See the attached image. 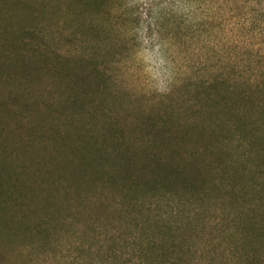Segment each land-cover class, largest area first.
<instances>
[{
    "label": "rangeland",
    "instance_id": "1",
    "mask_svg": "<svg viewBox=\"0 0 264 264\" xmlns=\"http://www.w3.org/2000/svg\"><path fill=\"white\" fill-rule=\"evenodd\" d=\"M99 1L88 7L83 0L48 1L42 16L41 9L23 23L27 37L22 46L33 57L34 70L24 79L15 73V81L8 83L2 77L10 69L0 73V128L11 131L5 147L0 146V165L11 163L14 179L16 173L23 175L20 187L29 201L19 210L13 202L5 209V216L26 213V219L21 225L11 222L7 235L0 232V264H101L107 253L118 262L141 264L144 258L132 240L141 241L143 219L149 215L147 227L153 222L154 214L146 209L171 210L176 202L148 197L133 204L125 201L121 187L49 183L40 174L44 164L57 168L54 177L66 172L61 165L76 158L71 151L77 142L62 146L78 141L80 132L103 145L92 151L85 144V156L91 151L100 154L97 159L106 151L117 156L114 146L120 149V139L141 152L146 137L140 127L149 116L167 124L166 136L174 141L183 135L192 150L203 142L212 144L198 149L199 168L208 169L211 178L226 169L248 189L236 207L222 203L194 220L186 252L171 251L165 264H264V190L255 193L264 185L259 165L264 163V0ZM14 10L3 5L0 17ZM7 49L0 38L2 58L14 54ZM76 76H83L84 83L76 82ZM71 92H87L81 94L87 104L65 108ZM14 95L22 101L13 103ZM239 124L256 130L228 133L243 127ZM59 130L63 135L57 137ZM112 130L114 136L109 132L107 140L105 132ZM56 137L59 141H52ZM251 176L260 184L257 191L247 187ZM244 203L255 211L237 208L248 205ZM221 206L227 213H242L232 223ZM254 215L247 242L240 228ZM41 222L44 231L38 233L35 225Z\"/></svg>",
    "mask_w": 264,
    "mask_h": 264
},
{
    "label": "trees",
    "instance_id": "2",
    "mask_svg": "<svg viewBox=\"0 0 264 264\" xmlns=\"http://www.w3.org/2000/svg\"><path fill=\"white\" fill-rule=\"evenodd\" d=\"M48 1L50 0H0V7H3V5H12L15 7L14 11H5L0 17V31L2 33L0 38L4 43L6 41L8 46L7 51L12 52L11 50L13 49L12 53H14H9L7 59H5V55L2 58L0 54V73L3 72L5 74L10 69V73L2 77L4 83L12 80L15 81V77L13 76L15 73H17V77L24 79L34 70L32 64L33 57H29L27 55L28 49L22 46L23 44L26 45L23 39L26 40L27 37L23 23L24 21L30 22L31 17L35 19L39 15L38 11L41 9L43 10L41 13L42 16L44 7ZM99 2V0H83V5L88 7L91 4L98 5ZM75 78L76 82L84 83L83 76H76ZM81 94H87V92H71L68 94L63 101V104H65L64 107L67 109H76L77 107L86 105L87 99L82 98ZM14 98L15 95L12 102L15 100L22 101L19 97ZM61 113H63V110ZM9 115L14 116L13 112ZM166 125L165 123L159 124L154 117L149 116L140 127V130L146 137L145 144L139 146L142 148L141 152L138 151L135 145L125 144L124 140L120 139L122 141L119 144L121 146L120 149L114 146L117 156L106 151L104 152V156H101L99 159L95 157L100 154L92 151L101 150L103 145L98 143L96 139L90 142L89 138H94L93 135L89 136V134L83 132L77 133L76 135L80 137L78 141L74 139L71 143L68 142L62 146L69 147V144L74 145L77 142L75 149L71 151L76 158L70 159L68 155L70 159L69 164L61 165L66 172L61 170L59 176L54 177L53 174L57 172V168H46L44 164L43 171L40 174L42 181H48L49 183H57L58 180H64L65 182L77 185L74 182L92 181L94 182L93 184L101 182L121 187L126 190L124 192L125 201H131L133 204L135 201L143 202L148 197L164 199L168 205L177 203L175 208L165 211H161L159 206L145 208L146 212L149 211L154 214L153 222L147 227V223L150 221L149 215L146 217L147 219H143L141 222L144 233L138 238L141 241L135 243L132 240L134 242V245H132L133 249L138 248L141 253L140 257L144 258L143 262H140L141 264H165L167 256L171 251H176L178 254L186 252L188 246L184 248V243L189 230L194 231V220L201 219L205 211L211 210L216 205L222 203H228L236 207V204H240L239 199H245L248 195L245 182H242L235 174L228 172L226 169H222L219 175L211 178L208 169L204 170L202 168L201 170L199 168L202 156L198 149L201 147L206 150L211 149L212 144L199 143L200 146L192 150V148L190 149L189 146H186L187 142L183 135L176 141L174 140L177 138L171 139L166 136V132L170 129ZM239 125H243V127L236 126L228 130V133L240 132L245 134L256 130L251 127L248 130L244 124ZM62 127L67 128V124L63 123ZM5 130L0 128V146L3 145V147H5L3 144L4 138H7L11 133L10 129ZM215 131L217 132L216 128L210 129L212 134ZM109 132L111 136H114L112 133L114 132L113 130L106 131L105 135L107 136V140L110 139ZM61 134L62 131L59 130L55 136L58 137ZM160 134H165L162 140L158 139V135ZM57 137L52 141H59ZM63 137L65 138V136ZM85 144L92 147L89 156L83 154L84 151L82 149H84L83 146H86ZM23 145L22 143L19 148H22ZM115 160H117V163H114ZM259 165L264 167V163ZM9 167H13L9 162L0 165V221L2 225H0V232L3 236L12 231L11 222H15L16 225H21L25 223L26 219V213H21L15 217L12 215L5 216V209L8 207V204L13 202L17 210H19L29 202L24 199V196L27 197V195H24V191L20 187L21 177L23 175L16 173V178L14 179L11 171L8 169ZM244 170H246V166H244ZM262 171L261 173L263 174L264 172ZM240 174L243 175L242 172ZM250 181L252 185H247V187L253 191H257L258 188L256 186H260V184L253 177ZM242 183L244 186H242ZM262 190H264V185L255 193L261 195ZM192 204L196 205L197 208L189 210L187 205ZM246 204L248 205L244 207L238 205L237 208H242V212L244 213L255 211L253 205L244 203V205ZM220 209L224 214V218H228L232 223L242 213L238 210L235 213H227L225 212V206H221ZM256 221V215L249 217V222L240 228L245 239L247 238V242L250 241L253 233L252 230L254 229L251 222L255 223ZM44 223L46 222L44 221ZM44 223L41 222L35 225L38 233L44 231L42 230L43 225H45ZM136 223L140 224V221L137 220ZM261 227V225H258L257 230ZM46 228V231L49 230V225H46ZM226 229L227 227H225ZM248 229L249 232L247 234L246 231ZM31 236L29 238L30 240H32L34 235ZM142 240H145V242H142ZM157 248H160V251ZM113 252L116 253L117 251L115 250ZM152 255L160 258L152 259ZM1 258L2 255L0 256ZM106 263L129 264L127 259L124 262H118L112 253L105 254L101 264ZM174 264H177V262L175 261Z\"/></svg>",
    "mask_w": 264,
    "mask_h": 264
}]
</instances>
